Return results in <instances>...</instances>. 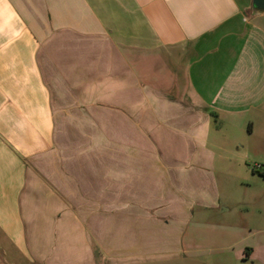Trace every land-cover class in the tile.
I'll use <instances>...</instances> for the list:
<instances>
[{"label": "crops", "instance_id": "obj_1", "mask_svg": "<svg viewBox=\"0 0 264 264\" xmlns=\"http://www.w3.org/2000/svg\"><path fill=\"white\" fill-rule=\"evenodd\" d=\"M2 1L18 25L0 40V264H264L252 0ZM81 110L112 113L111 171L103 150L99 173H50L60 116ZM250 157L257 173H212Z\"/></svg>", "mask_w": 264, "mask_h": 264}, {"label": "rangeland", "instance_id": "obj_2", "mask_svg": "<svg viewBox=\"0 0 264 264\" xmlns=\"http://www.w3.org/2000/svg\"><path fill=\"white\" fill-rule=\"evenodd\" d=\"M15 4V3H13ZM17 6H23L24 11L32 10L33 3L18 2ZM16 4L14 6H16ZM44 9L43 5L47 3H35V6ZM42 6V7H41ZM17 8V7H16ZM18 9V8H17ZM32 20V19H29ZM45 20V19H42ZM18 25L17 17L14 9L9 2L0 0V28L8 29L7 34H0L6 40L10 37H16L17 33L13 32V27ZM72 85V84H71ZM75 93L76 91H71ZM75 108V107H73ZM61 122H58L57 129V160H48L46 163L50 167V173H99L100 153L104 150L105 170L111 171L112 162V113L105 112L104 114H96L85 112V110L76 111L73 114L61 115ZM104 138L105 145H100ZM102 148V149H101ZM101 149V150H100ZM256 159L250 157L247 163V168L244 165L236 163L232 165L224 159L216 161V170L212 173H257L253 171ZM219 182L224 184L229 180L225 175H222ZM227 183V182H226ZM221 185V184H220ZM235 192H241L243 188L239 184H235Z\"/></svg>", "mask_w": 264, "mask_h": 264}, {"label": "water", "instance_id": "obj_3", "mask_svg": "<svg viewBox=\"0 0 264 264\" xmlns=\"http://www.w3.org/2000/svg\"><path fill=\"white\" fill-rule=\"evenodd\" d=\"M253 7L259 13H264V0H252Z\"/></svg>", "mask_w": 264, "mask_h": 264}, {"label": "built area", "instance_id": "obj_4", "mask_svg": "<svg viewBox=\"0 0 264 264\" xmlns=\"http://www.w3.org/2000/svg\"><path fill=\"white\" fill-rule=\"evenodd\" d=\"M260 167H261L260 164H255L254 169H258V168H260Z\"/></svg>", "mask_w": 264, "mask_h": 264}]
</instances>
